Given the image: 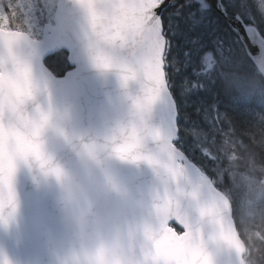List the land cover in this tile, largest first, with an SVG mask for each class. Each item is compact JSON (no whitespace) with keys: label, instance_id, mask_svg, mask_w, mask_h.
I'll use <instances>...</instances> for the list:
<instances>
[{"label":"snow or ice","instance_id":"snow-or-ice-1","mask_svg":"<svg viewBox=\"0 0 264 264\" xmlns=\"http://www.w3.org/2000/svg\"><path fill=\"white\" fill-rule=\"evenodd\" d=\"M196 2L194 9L193 0H72L83 10L79 18L58 9L54 0H39V7L36 0H9L11 18L0 4V213L15 206L11 181L18 158L50 164L39 139L49 117L30 116L24 107L35 91L31 35L38 13L62 21L98 66L118 68L125 82L138 76L146 81L133 119L103 145L121 159L148 161L161 176L143 264H264V250L246 248L235 219L248 222L255 210H264V129L253 146L239 142L243 156L230 139L217 144V135L228 136L224 125L232 121L231 113L220 111L222 96L234 103L253 96L264 101V82L253 91L238 86L264 73V36L248 0H216L214 8L207 0ZM257 11L264 22V0ZM10 19L19 21L14 29ZM233 20L259 42L260 55L252 58L256 73L247 71L234 50L243 38ZM229 76L237 85L231 90L223 85ZM193 115L203 119L206 130ZM189 122L192 126L185 127ZM148 141L154 149L146 148ZM84 148L94 152L98 145ZM48 171L61 174L55 166ZM170 221L183 230L175 231Z\"/></svg>","mask_w":264,"mask_h":264},{"label":"water","instance_id":"water-1","mask_svg":"<svg viewBox=\"0 0 264 264\" xmlns=\"http://www.w3.org/2000/svg\"><path fill=\"white\" fill-rule=\"evenodd\" d=\"M207 2L214 8L216 0ZM72 8V0H59L58 9ZM230 23L240 29L239 35L251 58L258 57V40L250 39L242 24L234 20ZM31 39L35 91L24 107L30 116L39 112L48 115L39 137L43 151L63 168L73 171L79 167L84 145L110 143L114 130L133 119L135 99L144 94L146 81L138 76L125 82L118 68L98 66L89 56L86 44L70 37L62 21L47 25L42 40ZM62 49L68 52L73 68L65 76L57 77L46 66L45 59ZM146 148L154 149V142L148 141ZM110 168L132 197L144 203L143 209L133 205L131 213L147 214L153 193L162 185L156 167L146 160L113 155ZM11 185L15 206L0 213V264H60L70 236L59 204V182L46 175L40 163L29 156L17 159ZM110 198L120 197L111 193ZM169 226L175 231L174 226L182 229L176 221H170Z\"/></svg>","mask_w":264,"mask_h":264},{"label":"clouds","instance_id":"clouds-1","mask_svg":"<svg viewBox=\"0 0 264 264\" xmlns=\"http://www.w3.org/2000/svg\"><path fill=\"white\" fill-rule=\"evenodd\" d=\"M57 2L54 0L55 6ZM36 3L39 7V0ZM72 12L77 18L84 14L78 6H73ZM52 22L55 23L54 18ZM262 82L264 73L241 80L238 86L253 91L255 85ZM223 85L227 90L237 86L232 76L226 78ZM41 148L43 151L42 143ZM44 155L50 159V164L42 168L46 175L55 177L60 184L59 204L69 229L70 241L60 256V264H143L142 246L147 241L146 232L155 229V195L158 190L151 197L147 214L141 211L133 215L131 207L135 205L143 209L144 203L132 197L112 173L110 158L115 154L111 150L103 145H98L94 152L83 148L79 154V167L73 171L66 170L50 156ZM53 166L61 170L59 176L48 171ZM111 193L120 198L111 199Z\"/></svg>","mask_w":264,"mask_h":264},{"label":"trees","instance_id":"trees-1","mask_svg":"<svg viewBox=\"0 0 264 264\" xmlns=\"http://www.w3.org/2000/svg\"><path fill=\"white\" fill-rule=\"evenodd\" d=\"M181 2H183V0H181ZM7 4L8 2L5 1V5ZM192 7L194 9L198 7L196 0H193ZM6 9H7V15L11 18L12 9L7 8V7ZM16 23H19V21L18 20L12 21L11 19L9 20V24L13 28L15 27ZM233 47H234V50L244 58L246 62L245 67L247 71L249 73H256L257 69L253 66L244 48L240 44H234ZM45 62L50 67V69L58 76L63 75L67 70L70 69V66L67 60V53L63 50L56 52L55 54L49 56ZM221 88H223V86H221ZM222 99H223V103L221 104V108L223 109L224 112L227 111L231 113L232 121L231 123H225L224 125V130L225 132L228 133V136H222L219 134L217 135V144L223 145V141L225 139H230L231 142L237 143V148H236L237 155L243 156L244 152H243V149L240 148L239 142L242 141L246 145L253 146V138H255V140L261 139V133H262V129H264V123L261 126H256V125L252 126L250 124L251 123L250 121L252 120V118L255 117L253 115L254 110H251L253 109L252 105H254V107H257V104H254V103L252 104L250 103L231 104L232 101L229 100L227 96H222ZM262 105H264V102L262 103ZM256 112H258V110ZM262 113H264V108L262 109ZM192 119L197 120V117L193 115ZM198 123H199V126L202 127L203 129L206 128V125L203 122L198 120ZM239 163L241 164V169H243L244 161L241 160L239 161ZM225 178H226L225 182L227 183L228 178L227 177ZM238 227L240 228L241 234L244 236L241 230V225L238 224ZM246 242L248 243V248L264 250V247H263L264 244L262 242H258L256 245L250 243L249 241H247V239H246Z\"/></svg>","mask_w":264,"mask_h":264},{"label":"rangeland","instance_id":"rangeland-1","mask_svg":"<svg viewBox=\"0 0 264 264\" xmlns=\"http://www.w3.org/2000/svg\"><path fill=\"white\" fill-rule=\"evenodd\" d=\"M248 2L249 3L251 2L257 10L259 0H248ZM5 14L7 15L6 7H5ZM48 19L49 18H45L43 16H40V17L34 16L32 18V35H31V37L40 38L42 36V33H43L42 30L44 28V24L46 22H49V21L52 23V19H49V21H46ZM0 23H2V21H0ZM8 27H9V23H8ZM263 108H264V105L260 104L258 106V108L253 111V113H254L253 115L255 117H253L252 120L250 121L251 122L250 124L252 126H254V125L261 126L264 123V121L261 120V116H264V113H262ZM257 110H258V112H256ZM259 113H260V117L258 116ZM197 120L201 121L200 118L199 119L197 118ZM191 126L192 125L190 122H189V124L186 125V127H191ZM206 126H207V124H206ZM189 139H190V137H189ZM242 223L244 224V222H242ZM245 225H246V231L252 237L260 239L262 242H264V210H260V209L255 210L254 219H252L248 222H245Z\"/></svg>","mask_w":264,"mask_h":264}]
</instances>
